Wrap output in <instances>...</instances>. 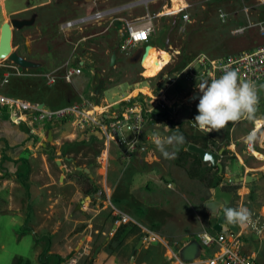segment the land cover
I'll list each match as a JSON object with an SVG mask.
<instances>
[{
	"label": "rangeland",
	"instance_id": "1",
	"mask_svg": "<svg viewBox=\"0 0 264 264\" xmlns=\"http://www.w3.org/2000/svg\"><path fill=\"white\" fill-rule=\"evenodd\" d=\"M3 2L4 0H0V27L12 19L34 20L32 26L12 31L11 48L13 52L39 67L29 72L32 74L29 77H17L11 68L13 64L8 60H0V95L31 103H45V109L51 110L78 105L84 100L90 105L103 106L131 94L145 110L150 107L144 103V95H147L148 90L163 89L166 90L169 103L176 108L174 113L172 109H168L159 115H167V120L171 117L172 123L183 137L188 139L191 135H210L217 150L228 144L235 146L242 162H237L229 154L220 159L223 178H238L249 174L255 177L261 173L256 168L264 163V91L259 92L254 119H241L229 123L219 132L206 133L201 132L197 126L192 128L188 125V119L198 115L199 103L187 104V99L193 93L191 83L180 80L167 88L160 84V78L163 75L172 77L182 61L190 62L199 54L222 58L264 45V0H172V3L169 0H7L5 11L1 12ZM183 2L187 5L189 22L182 24L178 17H155L154 32L145 52L143 45L125 51L119 49L115 66L109 67L112 50L110 47H120L128 23L140 20L137 22L140 24L147 15L157 16L165 7L173 4L176 8L177 5H183ZM106 11L113 12L100 22L81 25L79 29H61L71 20ZM156 52H165L170 56L168 65L162 68L163 72L158 76L156 75L162 69L155 72L151 64ZM68 59L75 63L77 60L84 62L81 75L72 78L70 83L59 81L57 85L49 86L41 77L33 76L52 73L59 75L55 71ZM7 74L10 75L9 82L4 83ZM97 74L102 76L104 84L99 95L95 96L94 90L99 82ZM3 110L0 109V112H6ZM153 123L155 124L148 126L145 138L139 144L140 151L133 154L127 165L120 159L124 146L111 147L106 183L102 181L105 161L100 162L101 169H98L97 164L98 158L103 157L104 148L99 134L83 132L69 123L56 133L59 144L54 141L48 144L47 147L55 150H67L77 160L75 166L83 163L91 169L94 183L101 189V195L99 202L93 201L90 205L94 211L85 210V213H89L87 216L82 214L84 211L74 209L86 197L76 183L74 174L69 176L71 181L74 180L75 186H63L58 183L62 174L53 164L58 159L50 161V178L41 168V155H29L30 151H35L40 146H32L27 152L26 166L28 170L31 169L23 184L21 179L24 174L17 176L20 170L24 171L23 164L19 168L17 162L13 163L15 178L3 172V178L0 176V179L7 178L17 186L0 180V208L8 207V203H12L18 209L17 215L24 214L26 203L21 198L25 189L19 187L20 183L22 187L26 185L29 191L50 190L61 195L65 200H59V208L66 206L68 215H71L69 225L60 218L64 223L59 225V231L55 235L51 236L54 229H50V225L48 230L44 228V231L38 232L39 246L32 264H58L59 259L64 261L60 264H94L95 252L100 250L109 257L114 256L118 251L107 247L110 244L117 246L118 242V238L110 235L111 228L115 226L113 207L131 216L140 225L130 224L136 227V231L133 233L134 237L127 240L130 242L129 248L120 250L123 253L120 252L118 258L123 257V264H129L134 251L137 253L136 264L173 262L169 261L163 244L150 243L147 240L144 248H134L139 238L150 237L146 231L160 237L178 255L185 246L195 241L196 235L211 231L215 221L211 220L203 205L213 199V189H206L200 181L190 177L194 159L183 157L180 146L176 158L165 159L162 156L156 148L154 137L165 138L171 135L168 121ZM253 130L256 131L257 139L251 150L259 154V157L242 154L246 147L244 139ZM67 133L77 135L72 148L67 146L70 142L64 139ZM44 143H47L46 140ZM7 161L6 157L0 158V170L3 171L2 165ZM243 164L246 168H252L251 171L237 167ZM204 167L208 168L209 164H204L201 169ZM54 182V186L43 187ZM226 184L223 181L220 186ZM229 192L233 194V198L228 207L248 208L255 223V227L249 226L246 229L238 225L243 235L245 252L249 255L255 253V260L264 264V177L253 183L233 184ZM73 194H77V198L68 201L66 197ZM9 196L12 197L11 201ZM93 196L99 197L97 194ZM104 203L106 208L103 211L100 208ZM57 217L59 218V214ZM41 222L42 220H37V224ZM44 232L47 234L44 235ZM5 235L8 237L6 242L9 236ZM29 242H26L25 247H18L19 241L15 239V244L10 243L4 250L0 248V260L5 262L11 252L17 254L11 255L10 259L19 258V253L31 255ZM1 243L3 241L0 240ZM103 245L106 247L103 248ZM47 246L49 249L44 252ZM114 261L117 263L116 259Z\"/></svg>",
	"mask_w": 264,
	"mask_h": 264
},
{
	"label": "built area",
	"instance_id": "2",
	"mask_svg": "<svg viewBox=\"0 0 264 264\" xmlns=\"http://www.w3.org/2000/svg\"><path fill=\"white\" fill-rule=\"evenodd\" d=\"M172 3V0H169ZM182 1V0H180ZM184 3V2H183ZM187 5H177L174 8L165 7L157 16L147 15L142 19L143 22L137 24L140 20L127 24L123 41L119 47L125 51L138 46L144 48L150 42V37L154 32L153 19L155 17H178L180 23L189 22V15L186 12ZM113 11L98 12L83 16L79 19L71 20L65 23L61 29H79L81 25L94 22H100L106 16H110ZM264 37V30L262 33ZM84 62L81 60L72 61L68 59L65 63L52 74H35L33 76L43 78L48 85H53L58 79L70 83L71 79L81 75ZM166 66L163 67V69ZM225 68L236 70L240 76L255 85L256 93L264 91V45L259 46L251 51H245L237 55L211 58L205 54L195 56L185 67L176 71L172 77L163 75L160 78V84L169 88L174 86L178 81L185 80L191 83L193 92L199 91L198 85L202 81H211L222 75ZM163 69L156 75H161ZM32 70L14 67V75L31 76ZM10 75H5L4 83H8ZM145 96V95H144ZM144 103L149 104V109L143 110L141 104L135 101L131 96L122 98L112 106H94L84 100L81 104L67 106L56 110L39 109L37 104H31L24 100L0 95V108L8 111L11 123L13 125L27 124L29 126L60 123H72L73 126L83 132L97 133L103 140V161L107 165L111 147H122L120 159L126 165L130 163L133 154L138 152L139 144L145 138L147 128L154 124V120L159 118L158 115L172 108L169 106L166 90H151L144 97ZM189 126L196 127L194 118L189 119ZM33 133V130H31ZM255 133L253 130L250 134ZM249 134V136H250ZM248 149L253 147V141L247 143ZM115 226H121L133 222L124 213L113 209ZM136 224V223H135ZM140 227V225H138ZM150 234L149 238L142 237V241L150 243H159L160 238L157 235L146 231ZM198 244L200 246L199 255L191 263H181L178 254L170 248L169 261L179 264H259L254 255L246 254L243 243V235L239 230L237 235L230 232L223 233H202L198 235ZM244 249V250H243Z\"/></svg>",
	"mask_w": 264,
	"mask_h": 264
},
{
	"label": "crops",
	"instance_id": "3",
	"mask_svg": "<svg viewBox=\"0 0 264 264\" xmlns=\"http://www.w3.org/2000/svg\"><path fill=\"white\" fill-rule=\"evenodd\" d=\"M6 1L7 0H4V2H3L2 11L1 12L5 11ZM168 56H169V54H168ZM169 60H170V56H169ZM166 65H168V63ZM14 67H15V65H13L11 67L12 70H14ZM83 67H84V64H83ZM82 70H83V68H82ZM17 77H23V76H17ZM25 77H27V76H25ZM59 81H63V80L62 79H58L53 85H49V86L57 85L59 83ZM64 83H66V82L64 81ZM150 91L151 90H148V93ZM155 91H156V89H155ZM192 91H193V89H192ZM259 92L256 93L257 99L260 97ZM128 96H131V94L123 96L122 98H125V97H128ZM145 96L147 97V95H145ZM122 98L118 99L117 101H115L112 104H107V105H103V106H100V107L112 106L113 104H115L118 101H120ZM132 98H135V97H132ZM24 101H26V100H24ZM196 102H198V101H196ZM196 102H194V103H196ZM29 103H31V102H29ZM31 104L39 105L41 103L38 102V103H31ZM43 104H44L43 108H45L46 104L45 103H43ZM187 104L189 105L191 103H187ZM171 105H173V107L170 108V109H172L171 111L174 113L176 107H174V104L169 103V106H171ZM63 107H67V106H63ZM63 107H60V108H63ZM57 109H59V108H57ZM51 110H56V109H51ZM6 112H0V158L1 157H6V159L8 160L7 162L3 163V165H2L3 166L2 167L3 171L0 170L1 178H3V172H4V174H9V175H11V177L15 178L16 175L14 174L15 172L13 171V169H14L13 163L17 162L18 163L17 165H20L19 168L22 166V164L25 166L24 171L20 170L19 174L17 175L18 177H20L22 174H24V176H22V179H21L22 180V184H23V181L27 180V177H28V175L30 173V169H31L30 168L28 170V166H26L27 165L26 158L28 156L27 152H29L28 150L31 149L32 146H36V147L40 146L39 149H35V151H30L29 155L30 154L31 155L32 154L41 155L40 156V158H41V168H42L43 171H45L47 173V176H49L50 178H51V176L49 174L50 173L49 172L50 161H53L55 158L58 159L56 161H53V164H54L55 168L58 169L60 171V173L62 174V177H61L60 181H58L59 184H61L63 186H69V185L75 186V182H74V180L73 181L70 180L71 177L69 176V174L73 173L74 174L73 176L76 179L75 173L76 172H81V171H78V169L81 166H82V168H85V169L89 170L92 178H89L88 175L87 176H88V178L90 180L94 181V179H93L94 175H92L91 169L86 167L83 163L79 164L78 166H75V162H77V160L75 159L76 160L75 161L73 159L72 155L68 154L67 150L63 151V150H60V149H56L55 150V149H53V147L49 148L47 146H48V144L51 143L50 142V143H46L47 144L46 148L43 149L42 151H40L41 150V145L44 144V141L46 140V142H47V138H48L49 133H51L52 141H54V143H56V144H59L58 141H57L58 138L56 137V133L59 132L60 129H62V127L64 125L69 124L68 122H65V123L56 122V123H53V124H43V125H34V126H29L27 124L13 125L11 123V118H10V115H9L8 111H6ZM189 119H188V125H189ZM169 120L171 121V117H168V120H165V122L169 121ZM161 121L162 120L158 119L156 121V123L158 124ZM70 125L73 128H75L72 125V123H70ZM175 129H177V127H175ZM31 130H33V133H31ZM76 137H77V135L74 134V133H67L66 135H64V139L67 140L68 142H70V143H67L68 147H71V148L74 147L73 142L75 141ZM248 137L249 136H247L244 139V144H246V147L243 150L242 154L244 153L245 155L250 156V154L254 155L253 154L254 150L253 149L252 150L248 149V147H247V143L249 142L248 141ZM223 148L225 149L224 152L226 151L227 154L235 157L237 159V162L238 161H239V163L242 162V157L238 154L237 149L235 148L234 145H229L228 144V145H226ZM215 149H216V143H215ZM219 150H216V151H219ZM139 151H140V149L138 150V152ZM109 155H110V153H109ZM226 155H224V156L222 155V157L220 159H223ZM258 157H259V154H258ZM101 161H103V158H101V157L98 158V163L97 164L99 165ZM220 162H221V160H220ZM108 163H109V157H107V165H108ZM107 165H106V163L104 164V169L105 170H104V173L102 175V181L104 183H106L105 181H106L107 173H108V167L109 166H107ZM98 167H99L98 169H101L100 165ZM237 167H243L244 170H247V171H251V169H252V168H250L248 166L246 168L244 166V164L243 165H237ZM256 171L263 173L264 172V163L261 164L260 166H258L256 168ZM0 180H2V179H0ZM63 180H66V181H63ZM4 181H6V183H11L12 185H16L17 186V184H15L14 182H10V180L7 179V178L2 180L1 182H4ZM255 182H257V180ZM76 183H77V180H76ZM53 184L55 185L56 183L55 182L51 183V185L47 184V185H45L43 187L49 188ZM18 185L23 190L25 189L24 193L22 194L23 197L21 199H23L25 201L26 207H25V210H24V214H21V215H17L18 209H15L16 206L13 205L12 203H8V205H9L8 207L0 208V240L3 241V243L0 244V248L2 250H4L6 247L10 246V243L15 244V239L19 241L18 247H20V246L21 247L22 246L25 247L26 242L29 240L30 242H29V246L28 247H30L29 250H31V255H27L26 256L24 254L19 253V256H20L19 258L10 259L11 255L17 254L15 252L12 253L11 250H10L11 253H8L9 257L7 258V260L5 262H3V260H0V264H32L33 260L35 259L36 248H38V246H39L38 242H39L40 238L37 235L38 232L44 231V228L47 229L48 226L50 225L49 228L52 229V230L54 229V231L51 233V236H53L56 233H58L59 225H61V223H64L63 220L60 219V218H63L65 220V222L67 223V225L70 224L69 221L71 220V215H68V210L65 209L66 206H62V209L59 208V206H60V205H58L59 200L61 198L63 200H65L61 195L55 194V193H53L50 190H48L46 192L39 191L40 189L39 190L38 189H34L32 191H29V190H27L28 187L26 185L23 186V187L21 186L20 183ZM80 190H81V188H80ZM77 194H73V196L72 195L71 196L68 195L66 198H67L68 201L75 200L77 198L76 197ZM97 195L99 196L97 198H96V196H93V195H85L86 197H84V200L79 201V203H77L75 205V207H74L75 211H79V210L81 211L82 210V211H84V213H82V214H84L86 216L89 213H85V210H88V212L94 211V209L90 205L93 204V201H96V202L100 201L101 189H100L99 194H97ZM11 200H12V197L9 196V201H11ZM105 208H106V204L104 203L100 209L104 211ZM112 209L118 210V209H116L114 207ZM118 211H120V210H118ZM120 212H122V211H120ZM58 214H59V218L57 217ZM124 214L127 215L126 213H124ZM127 216L133 221L131 223L135 224V220L131 216H129V215H127ZM39 219L42 220V222L40 224H37V220H39ZM211 220L215 221L212 218H211ZM46 222H47V225L45 224ZM131 223L124 224V225H129ZM32 224H33V226H32ZM214 224H215V222L213 223L212 226H214ZM135 225H138V224L136 223ZM121 226H119V227H121ZM117 227L113 226L111 228L110 235H112V236L115 235L116 231L119 228V227L118 228ZM239 230H240V228H239ZM203 233H207V232H203ZM211 233L214 234V233H218V232L214 231V229L212 227V229L209 232V234H211ZM5 234H7L9 236V239L6 242H5V239H7L8 237H6ZM43 234L46 235L47 233L44 232ZM200 234H202V233H200ZM200 234H198V235H200ZM198 235H196V239H195L196 242H199L198 241ZM17 236H18V238H17ZM186 237H189V236H186ZM129 239L127 238L123 242V244L120 245L119 247H117L115 245H111V244L107 246L108 249H110L109 247L112 246V247L115 248L114 251H116V252L118 251L117 253L115 252L116 254H114V256H112V257H109V255H105L103 253V251L100 250V249H99L100 251H96L95 255L93 257V261H96L94 264H123L124 263L123 257L122 256H121V258H118V257H119V253L122 252L120 250L124 251V249L129 248L130 242L127 241ZM159 243L163 244V246L167 249L168 256H170V254H171L170 248H172V247L168 246V244L164 240H162L161 238H160V242ZM104 247H106V245H103V248ZM141 247L144 248V242L142 241V237L139 238L136 241V246L134 248L136 250H138ZM48 249H49V247H48ZM252 255L255 256V253H252ZM24 256H26L27 258L24 257ZM136 256H137V253L134 251V253L131 255V257L129 259V264H136V258H137ZM132 258H133V262L131 263V259ZM17 259H19V260H17ZM114 259H116L117 263H115ZM179 260H180V258H179ZM171 264H179V263L173 261V262H171Z\"/></svg>",
	"mask_w": 264,
	"mask_h": 264
},
{
	"label": "clouds",
	"instance_id": "4",
	"mask_svg": "<svg viewBox=\"0 0 264 264\" xmlns=\"http://www.w3.org/2000/svg\"><path fill=\"white\" fill-rule=\"evenodd\" d=\"M198 88L202 95L194 122L201 132H219L229 123L241 119H254L257 104L255 85L251 81L244 80L238 71L225 68L218 78L202 81ZM256 139L255 133L248 137L250 142ZM154 140L157 150L165 159L176 158L179 146L184 143V137L178 131L165 138L154 137ZM223 220L224 230L236 225L245 229L249 226L255 227L252 213L245 207H224Z\"/></svg>",
	"mask_w": 264,
	"mask_h": 264
},
{
	"label": "water",
	"instance_id": "5",
	"mask_svg": "<svg viewBox=\"0 0 264 264\" xmlns=\"http://www.w3.org/2000/svg\"><path fill=\"white\" fill-rule=\"evenodd\" d=\"M34 20L26 21V20H17L12 19L9 22H5L0 27V60H8L13 65L21 68V69H28L34 70L37 69L39 66L31 61H28L21 56H19L16 52L12 51L11 48V40H12V31L13 30H20L24 27L31 26ZM149 47V46H147ZM146 47V48H147ZM145 48V49H146ZM119 51V47H114L111 50L110 60H109V67L113 68L117 61V52ZM94 71V69H91ZM99 79L98 85L94 90V95L98 96L100 91L103 88L104 80L100 74H97ZM202 93L200 91H196L191 94V96L187 99V103H194L199 101ZM44 106L43 103L38 105L39 109H42ZM175 130L172 131V134ZM52 141L51 133H49L47 138V143ZM183 145V144H182ZM47 146L46 143L41 145V150L45 149ZM224 148H221L219 151H208L201 147H198L194 144H188L186 146V151L198 156L199 160L204 164H209L210 168H216L219 174H222L223 168L220 163V158L223 155ZM78 171L84 172L89 178H92L88 169L79 168ZM264 177V172L257 174L255 177L251 175H246L244 177L238 178H223V181L227 184L237 185L245 183H253L256 180L262 179ZM233 194L228 191H224L220 186L214 188L213 190V199L211 201L206 202L203 207L209 213L210 217L215 220V224L213 226L214 231L216 232H223V233H232L237 235L239 233V227L230 226L228 230H224L222 225L224 223L223 220V213L222 210L224 207H228L232 201ZM200 246L198 242L194 241L189 243L185 246L179 254L180 262L181 263H191L196 260L199 255ZM133 262V258L131 259V263Z\"/></svg>",
	"mask_w": 264,
	"mask_h": 264
},
{
	"label": "trees",
	"instance_id": "6",
	"mask_svg": "<svg viewBox=\"0 0 264 264\" xmlns=\"http://www.w3.org/2000/svg\"><path fill=\"white\" fill-rule=\"evenodd\" d=\"M111 49H113V47H110ZM110 49V50H111ZM187 62H189V60H185L182 61V65L179 66V68L177 69L180 70L183 67H185L187 65ZM159 118L155 119L154 122H156L158 119L165 121L167 120V115L162 114L158 116ZM168 128L169 131L172 135V131L175 130V125L172 123V121H168ZM175 131H178V129H176ZM179 134L180 131H178ZM182 135V134H181ZM188 144H194L198 147H201L205 150L208 151H214L217 150L215 149V141L212 140V138L210 137V135H191V137H188V139H186L184 137V143L183 145H180V148L183 149L181 155L184 157H191L194 159V167L191 170L190 173V177L192 179H196L198 181H200L206 189H213L220 186L223 183V175L218 173V170L216 168H202L204 166V163H202L198 156L195 154H192L190 152L186 151V146ZM227 152H223V156L226 155ZM76 180L77 183L80 185L81 191L83 192L84 195H93V194H99L100 192V188L96 186V184L94 183V181L90 180L88 178V176L86 174H84L83 172H76ZM233 188V185L230 184H226L224 186H222V189L224 191H230V189ZM136 231V227L134 225H122L121 227L118 228V230L116 231L114 238H118L117 239V247H119L120 245L123 244V242L133 236ZM110 250L112 248V250H114L115 248L110 246L109 247ZM48 251V247L44 252ZM64 261H61V259L58 260V264L62 263Z\"/></svg>",
	"mask_w": 264,
	"mask_h": 264
},
{
	"label": "bare ground",
	"instance_id": "7",
	"mask_svg": "<svg viewBox=\"0 0 264 264\" xmlns=\"http://www.w3.org/2000/svg\"><path fill=\"white\" fill-rule=\"evenodd\" d=\"M169 61V56L165 52H159L152 57V66L155 72L160 71ZM253 154L258 157V154L253 151Z\"/></svg>",
	"mask_w": 264,
	"mask_h": 264
},
{
	"label": "flooded vegetation",
	"instance_id": "8",
	"mask_svg": "<svg viewBox=\"0 0 264 264\" xmlns=\"http://www.w3.org/2000/svg\"><path fill=\"white\" fill-rule=\"evenodd\" d=\"M33 24H34V22H33ZM33 24H32V25H33ZM32 25H31V26H32ZM27 27H30V26H27Z\"/></svg>",
	"mask_w": 264,
	"mask_h": 264
}]
</instances>
